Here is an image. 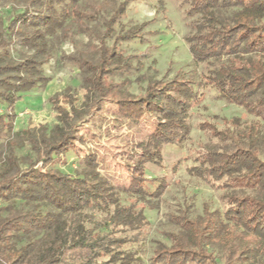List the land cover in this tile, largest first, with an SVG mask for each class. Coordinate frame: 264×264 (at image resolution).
Here are the masks:
<instances>
[{
  "label": "trees",
  "instance_id": "trees-1",
  "mask_svg": "<svg viewBox=\"0 0 264 264\" xmlns=\"http://www.w3.org/2000/svg\"><path fill=\"white\" fill-rule=\"evenodd\" d=\"M63 1L30 0L8 23L0 19V102L10 109L0 115V133L12 131L15 107L24 94L48 84L42 66L51 57V39L57 38L67 20L82 24L102 19L103 26L99 33L81 28L99 43L94 56L82 52L64 56L81 72L83 101L78 102L71 88L50 96L58 121L48 134L24 132L34 160L18 157L11 140L8 153L0 151V264H97L103 252L133 264L135 252L117 251L127 239L88 227L92 219L84 211H107L105 222L98 226L136 230L145 220L142 209L120 203V190L98 169L96 152L84 155L78 176L54 164L75 141L83 139L85 123L97 115L106 117L102 112L106 102H111L116 121L137 129L139 135L127 159L134 172L129 185L121 190L157 208L167 184L163 178H147L146 164L161 166L164 146L181 145L188 139L190 110L201 94L194 81L178 77L149 80L138 95L125 91L112 78L134 69L133 61L145 53L124 55L119 43L144 42L149 22L115 35L131 0L113 5L107 16L101 6L86 10L77 7L83 0H69L72 7L65 8ZM184 1L190 25L185 40L193 62L207 63L204 84L214 87L221 99L264 121V0ZM109 39H113L112 45ZM14 45L33 53L15 58ZM148 120L155 126L146 132L141 126ZM233 123L232 128L212 132L227 145L199 154L188 169L194 176L225 181L229 189L222 196L224 210L206 205L202 214L192 216L191 205H187L180 214L172 215L177 230L168 232L169 244L158 243L151 264H220L221 259L224 264H264L262 134L258 122L248 124L237 117ZM150 182L157 184L155 189L147 186ZM16 200L22 205L14 209ZM43 206L48 209L43 211ZM216 247L221 249V257Z\"/></svg>",
  "mask_w": 264,
  "mask_h": 264
},
{
  "label": "rangeland",
  "instance_id": "rangeland-1",
  "mask_svg": "<svg viewBox=\"0 0 264 264\" xmlns=\"http://www.w3.org/2000/svg\"><path fill=\"white\" fill-rule=\"evenodd\" d=\"M29 1L0 0V19L8 23L15 15L24 11ZM121 1L123 0H106V2L105 0H83L77 7L89 10L94 6H101L107 16L113 5ZM62 6L72 7L69 0H64ZM186 8L184 0H131L126 14L115 28L116 35L122 29L149 22L145 28L147 33L144 42L135 39L119 43V49L124 55L145 53L133 61L134 69L112 78L121 83L125 91L138 95L146 89L149 80L167 81L178 77L194 81L201 94L200 100L190 110L191 131L188 139L181 145L164 146L161 166L153 163L146 164L147 178H163L167 184L163 195L158 200V207L152 208L149 203L121 190L122 187L129 185L134 172V167L128 163L127 159L139 135L137 129L116 121L115 106L111 102H106L102 112L106 117L103 119L97 115L85 123L81 128L83 139L75 141L69 151L61 155V159H57L54 164L62 171L78 176L84 167L82 161L84 155L88 152H96L98 169L120 190V203L127 207L132 206L136 211L142 209L145 220L136 230L123 226L116 228L111 226L108 229L103 225L98 226L105 222L107 211L98 208H88L84 211L91 217L90 220L92 219L87 223L88 227H95L96 232L100 234H111L114 237L127 239V242L117 251L135 252L137 260L133 264H151V257L158 243L169 244L168 232L177 230L171 216L180 214L187 205H191L192 216L202 214L203 207L206 205L211 209L224 210L226 205L222 196L229 189L225 188V181H216L211 177L201 178L188 172V169L196 164L199 154L227 145V141L221 140L212 132L232 128L233 119L237 117L248 124L258 122L262 134L259 145L263 157L264 121L249 114L242 106L221 99L214 87L204 84L203 74L208 68L207 63L193 62L189 45L185 40V36L190 31ZM82 26H87L95 33L103 30L102 19L82 24L69 19L64 28L58 31L57 38L51 39L50 43L53 45L51 57L42 66L49 82L44 88L24 94L23 100L15 107L17 116L12 131L0 133V151L3 154L8 153L7 142L11 140L14 142V150L18 157L35 159L24 132L30 129L37 135L42 132L48 134L58 121L57 112L49 100L50 96L71 88L77 95L78 102L83 101L85 89L82 85L81 72L76 65L64 57L80 52L85 55L96 54L99 43L94 36L83 32ZM112 43L113 39H109L108 44L112 45ZM32 53L33 50L21 45H14L12 48L15 58ZM138 61L139 64H137ZM9 111L8 106L0 102V115ZM154 126L153 120H148L141 127L149 132ZM22 166L26 167V164ZM147 186L153 190L157 184L150 182ZM233 189L240 188L233 187ZM21 205L22 201L16 200L12 208H18ZM47 209V206L42 207L43 211ZM215 250L221 257V249L216 247ZM101 254L96 261L97 264H125L120 259H111V253ZM219 262L224 264L222 259Z\"/></svg>",
  "mask_w": 264,
  "mask_h": 264
}]
</instances>
